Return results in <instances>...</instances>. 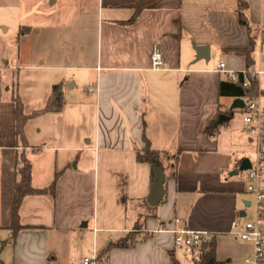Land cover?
I'll use <instances>...</instances> for the list:
<instances>
[{"label": "crops", "instance_id": "1", "mask_svg": "<svg viewBox=\"0 0 264 264\" xmlns=\"http://www.w3.org/2000/svg\"><path fill=\"white\" fill-rule=\"evenodd\" d=\"M247 2L250 24L259 31L249 66L244 54L231 51L249 45L238 0H0V240L9 236L22 158L30 162L33 188L49 186L58 174L53 194L23 198L20 222L28 227L5 242L0 264H82L93 250L98 264H185L173 244L171 230L178 226L213 232L216 260L241 264L231 251L240 239L229 228L233 220H250L243 218L253 201L243 173L231 172L243 158L253 160L254 144L248 136L249 158L236 152V137L217 130L209 136L205 129L237 98L219 95V82L228 77L217 71L218 62L234 71L264 69V0ZM50 33L65 34L84 51L63 57L64 63L43 59L32 66L40 79L30 81L27 98L20 94L23 112L44 107L57 83L63 104L27 118L19 136L11 100L18 71L5 60L7 38ZM193 44L209 46L207 60H194ZM153 49L163 57L162 68L151 67ZM258 87L264 89V75ZM146 142L179 152L175 176L163 171L154 206L147 201L154 168L135 152ZM129 234L131 245H111Z\"/></svg>", "mask_w": 264, "mask_h": 264}, {"label": "trees", "instance_id": "2", "mask_svg": "<svg viewBox=\"0 0 264 264\" xmlns=\"http://www.w3.org/2000/svg\"><path fill=\"white\" fill-rule=\"evenodd\" d=\"M248 2L247 0H238L237 13H238V21L240 24L244 25L247 29L249 35V45L244 49H233V52H239L245 55L248 66L253 63L251 58L252 52L255 49L256 45V37L258 35V29H254L250 24L248 15H247ZM140 8H137L132 15V17L128 20L131 22L136 14L138 13ZM24 31L21 29L18 35H22ZM242 76L239 75L238 81H232L230 79L222 80L219 82V95L220 96H229V97H240L245 96L249 98H255L258 93L264 95V89L258 88L257 79L251 80V87L246 90L242 86ZM11 100L14 104L15 110V119H16V133L17 135L22 134L23 125L27 118L33 115H37L43 112L48 111H59L62 108L63 104V92L60 83L54 84L51 88L48 99L41 109L33 111L31 114H25L23 112V106L21 99L17 92V81L15 83L14 94L11 97ZM234 110H225V113L232 116ZM263 126H264V107H263ZM217 129V125H210L205 129V133L209 136H212ZM136 159L139 162H148L153 168L155 166H161L163 171L167 172L171 176H175L178 162V154L179 152L170 153L165 150L153 149L150 147L149 143L146 142V146L144 149H135ZM20 179L14 185L11 198H10V207H9V222L6 228L9 230V236L5 240H0V252L7 241L13 242L15 240L18 232L26 228L28 226L21 224L20 216H19V208L23 198L28 194H46L54 193L56 180L58 178V174L55 175L52 183L45 188H33L31 186V165L30 162L23 157L22 158V166L19 168ZM119 198L123 201L126 200L125 192H124V181L121 180L119 182ZM140 226V224H138ZM1 228V227H0ZM138 228V227H137ZM133 234H129L123 238L118 239L115 242H112V246H129L134 242L132 238ZM176 264V263H175ZM194 264H223V262L217 261L215 258V246L214 241L209 244H204L201 252L198 254L196 258H194Z\"/></svg>", "mask_w": 264, "mask_h": 264}, {"label": "built area", "instance_id": "3", "mask_svg": "<svg viewBox=\"0 0 264 264\" xmlns=\"http://www.w3.org/2000/svg\"><path fill=\"white\" fill-rule=\"evenodd\" d=\"M259 56L264 58V50L259 51ZM150 62L153 69L163 67V57L157 49L151 51ZM217 71L226 74L232 81H238L241 75L242 86L247 90L251 87L252 79L258 81L264 75V69L261 67L242 71L228 70L223 60L218 62ZM259 98L260 93L255 98L244 100L245 104L241 109L244 129L251 136L254 144V158L250 162V167L243 170V175L246 180L245 191L253 196L255 207L253 219L245 221L242 225L237 220H233L229 228V234L251 245L249 254L242 258L241 264H264V126L263 107ZM174 222L180 223L181 219L175 218ZM171 231L174 234V247L181 249L185 255H190L192 259L198 256L204 244L214 240V233L208 230L178 226ZM97 258L98 255L93 250L90 255L82 258V264H98Z\"/></svg>", "mask_w": 264, "mask_h": 264}, {"label": "rangeland", "instance_id": "4", "mask_svg": "<svg viewBox=\"0 0 264 264\" xmlns=\"http://www.w3.org/2000/svg\"><path fill=\"white\" fill-rule=\"evenodd\" d=\"M11 35V32H10ZM53 35L50 33L41 38H17V36L8 37L7 40L9 42L8 48L6 49L5 60H8L9 63H12L15 66V69L18 71V94L27 98L30 94V81L39 80L40 73H36V71L32 66L38 67V62L40 60L45 59V64L49 63H64V57H68L71 59V55L73 53L83 52L84 48L80 50L79 46L71 45L70 40L66 41L67 36L65 34ZM63 42V43H62ZM90 51L92 50V46L89 47ZM87 51V47L85 48ZM81 55V54H80ZM39 72V71H37ZM73 73H79L73 72ZM247 100V99H245ZM224 105L229 104L228 99L223 100ZM259 102L261 107H264V95L261 94L259 98ZM217 131H225L223 133L224 136H233L236 137V144L238 154H243L246 157H253V149L252 144L247 141V137L250 136L244 129V125L242 122V112L237 109L234 111L230 120L222 121L217 124ZM243 171L239 172V176ZM250 200L253 201V197L251 195L248 196ZM254 202L251 207L246 208V216L245 219H253L254 218ZM264 225V220H263ZM90 238V237H89ZM89 238H87L89 241ZM73 241V240H72ZM90 249V245L88 242V246L85 248ZM84 248V250H85ZM231 251L233 254H237L238 256L248 255L250 252V245L247 242H242L237 240L236 243L232 246ZM181 258L185 260V264H193V261L190 255H186V257H182V252L178 251ZM90 255V254H89ZM224 256V254H222ZM242 260V259H241ZM240 260V261H241Z\"/></svg>", "mask_w": 264, "mask_h": 264}, {"label": "water", "instance_id": "5", "mask_svg": "<svg viewBox=\"0 0 264 264\" xmlns=\"http://www.w3.org/2000/svg\"><path fill=\"white\" fill-rule=\"evenodd\" d=\"M193 49L195 50V61L198 59H205L207 60L209 57V46L208 45H192ZM244 100L241 97L234 98L229 105V110H237L242 109L244 107ZM230 116L225 113H219L215 124L221 123L222 121L229 120ZM250 167V161L248 158H243L240 161V165L238 168L234 169L231 174H238L239 171L246 170ZM165 179V174L161 166L154 167V175H153V183L151 187V193L147 199L148 203L152 206L156 205L157 202L161 199L162 192H163V182Z\"/></svg>", "mask_w": 264, "mask_h": 264}]
</instances>
